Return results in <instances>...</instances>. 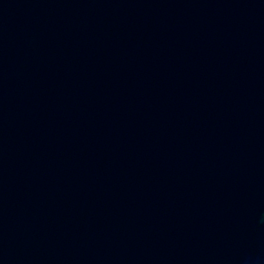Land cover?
Wrapping results in <instances>:
<instances>
[{
    "label": "water",
    "instance_id": "1",
    "mask_svg": "<svg viewBox=\"0 0 264 264\" xmlns=\"http://www.w3.org/2000/svg\"><path fill=\"white\" fill-rule=\"evenodd\" d=\"M0 264H264V0H0Z\"/></svg>",
    "mask_w": 264,
    "mask_h": 264
}]
</instances>
